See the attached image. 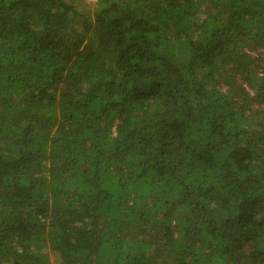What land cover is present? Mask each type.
I'll return each mask as SVG.
<instances>
[{"label":"trees","instance_id":"obj_1","mask_svg":"<svg viewBox=\"0 0 264 264\" xmlns=\"http://www.w3.org/2000/svg\"><path fill=\"white\" fill-rule=\"evenodd\" d=\"M264 0H0V264H264Z\"/></svg>","mask_w":264,"mask_h":264},{"label":"rangeland","instance_id":"obj_2","mask_svg":"<svg viewBox=\"0 0 264 264\" xmlns=\"http://www.w3.org/2000/svg\"><path fill=\"white\" fill-rule=\"evenodd\" d=\"M263 57H264V52H263Z\"/></svg>","mask_w":264,"mask_h":264}]
</instances>
